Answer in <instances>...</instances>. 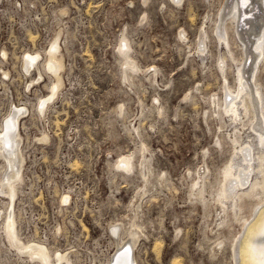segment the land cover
<instances>
[{
  "label": "rangeland",
  "instance_id": "obj_1",
  "mask_svg": "<svg viewBox=\"0 0 264 264\" xmlns=\"http://www.w3.org/2000/svg\"><path fill=\"white\" fill-rule=\"evenodd\" d=\"M211 1L0 0V135L8 128L15 138L3 149L12 157H0V185L17 186L11 201L0 194V264H34L5 226L21 243L47 247L55 264H114L126 249L127 264H233L228 246L210 249L206 219L231 153L209 117L212 98L224 96L216 59L225 54L211 31L225 0ZM202 30L205 63L195 47ZM124 37L140 68L131 86L122 79ZM51 52L62 61L54 97ZM143 148L153 171L145 194V179L122 175L116 163ZM197 171L211 181L208 192L189 191ZM134 211L144 235L131 250L117 247Z\"/></svg>",
  "mask_w": 264,
  "mask_h": 264
},
{
  "label": "bare ground",
  "instance_id": "obj_2",
  "mask_svg": "<svg viewBox=\"0 0 264 264\" xmlns=\"http://www.w3.org/2000/svg\"><path fill=\"white\" fill-rule=\"evenodd\" d=\"M172 1L176 5L182 2V0ZM211 2V0H208L207 3L210 4ZM213 25V30L210 29L214 33L213 37L216 38L222 51L225 50V54H217L216 59L219 71L224 77L221 87L224 96L221 99H218L219 96L214 100L212 98L213 110L209 117L217 120L219 135L222 141H225L226 145L230 147L231 153L224 168L218 173L220 177L217 178L215 176L218 182L213 196L206 198L208 208L215 205L216 209L213 213L211 209L207 208L206 217V219H212L213 227L211 226L210 232L214 240L207 234H205L204 238L206 241L213 240V245L210 249L216 253H223L226 250V246H228L233 264H264V89L261 88V83L257 79L261 63L264 62V0H225ZM202 31V34L197 38L195 47H197L196 51H198L199 57L203 60L201 61L204 62L209 47L207 48L208 42L206 43V35L208 34L204 30ZM183 32L181 36L185 38ZM183 38L181 37V39ZM128 43L127 37H124L123 42L120 44L121 50L118 49V51H121V54L120 52L119 54L125 64V67L123 66L125 71L122 79L131 86V83L139 77L140 68L128 54ZM231 43L238 48L240 56H244V59L230 57ZM49 56L48 60L55 66L52 72L55 76V82L53 81L55 84H53L54 88H51L53 90L50 89L54 97L62 85L58 73V70L62 67V61L58 52ZM156 73L157 70L154 69L146 75L149 80L153 81ZM141 75L144 78L146 77L142 72ZM226 75H231L232 84L225 80ZM124 109L122 106L121 112H124ZM8 131L9 129L6 128L3 134L0 135V157L4 159L12 157V153L6 154L3 149L9 150L12 147V144L9 143H12L15 139ZM253 135L255 139H251ZM41 139L45 140V137L43 136ZM18 145H20L19 142ZM145 154V149L143 148L139 156L123 155L116 162L119 168L118 171L122 175L145 179L146 188L143 189L142 194L149 192L150 176L153 174ZM135 157H138L137 161H134ZM237 160H239V163H237ZM194 175L195 177L192 179L189 191H197L202 194L204 187H206V192H208L207 189L211 186V181H208V185L205 183L208 178L205 172L197 171ZM160 182L163 183L164 180L162 179ZM13 185L7 183L0 185V194L10 197V201L12 200L11 196L16 192L15 188H17V186ZM12 197L14 198V196ZM132 218L133 220L128 230L119 236L117 247L122 248L127 244L131 250L138 245L140 236L144 235L142 224L136 220L139 218L137 214ZM206 224L208 227L212 225L209 222ZM12 225L15 226V223ZM235 226L237 227L236 230L234 229ZM230 228H233V230L228 231ZM9 229L10 226L4 227V234L9 239L10 245L18 250L19 253L26 255L34 264L56 263V260L53 261L55 259L53 258L55 257L54 254L52 253V257L47 247L31 241L21 243L18 241L20 240L17 238L18 236L12 235L11 232L13 230ZM226 232L228 233L227 237ZM127 254V249L117 253L116 259L113 260L114 264H127L124 258L129 257ZM56 256V258L60 256V259L67 258L61 254ZM172 264H180V261H173Z\"/></svg>",
  "mask_w": 264,
  "mask_h": 264
}]
</instances>
